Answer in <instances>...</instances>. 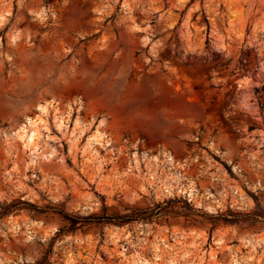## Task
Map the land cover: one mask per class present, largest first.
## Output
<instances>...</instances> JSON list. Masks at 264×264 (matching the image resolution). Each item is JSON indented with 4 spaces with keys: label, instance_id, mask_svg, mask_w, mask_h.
<instances>
[{
    "label": "rangeland",
    "instance_id": "374dc122",
    "mask_svg": "<svg viewBox=\"0 0 264 264\" xmlns=\"http://www.w3.org/2000/svg\"><path fill=\"white\" fill-rule=\"evenodd\" d=\"M0 264H264V0H0Z\"/></svg>",
    "mask_w": 264,
    "mask_h": 264
},
{
    "label": "trees",
    "instance_id": "16d2710c",
    "mask_svg": "<svg viewBox=\"0 0 264 264\" xmlns=\"http://www.w3.org/2000/svg\"><path fill=\"white\" fill-rule=\"evenodd\" d=\"M187 212H173L175 216H184L187 219H191V217H203L206 216L208 220H210L213 224L212 229L216 226L215 222L219 219L223 218L226 222H235L236 221H228L227 216L224 214H217V215H207L201 214L199 210L193 208L188 202L184 201ZM168 203L163 204H153L151 207H146L143 209L140 208H126L124 211L121 212H111L108 213V208L103 204L102 212L101 213H94L87 216H79V215H70L66 213L62 208L58 207H49L45 206L40 208L36 205L26 203V202H17L16 204H12L6 208L4 214H8L9 210H16V209H26L29 211H34L38 213L43 212H50L53 214L59 215L65 225L61 227L57 232V236H61L65 233H74L78 230H82L88 226H104L107 224H114V225H124V224H131L135 221H142V222H152L153 219H157L161 216H165L168 212L167 207ZM233 217H244V215L235 216ZM255 217H260V215L254 214ZM238 220V219H237Z\"/></svg>",
    "mask_w": 264,
    "mask_h": 264
},
{
    "label": "bare ground",
    "instance_id": "6f19581e",
    "mask_svg": "<svg viewBox=\"0 0 264 264\" xmlns=\"http://www.w3.org/2000/svg\"><path fill=\"white\" fill-rule=\"evenodd\" d=\"M30 124L33 125V126H35V125H37V121H36V120H33V121L30 122ZM19 137H20L21 139L26 138L27 142L29 143L30 140H31V138H32V134L20 135ZM92 140H93V142H91V143H94V142L99 143V138H98V136H95ZM91 143H90V144H91Z\"/></svg>",
    "mask_w": 264,
    "mask_h": 264
}]
</instances>
